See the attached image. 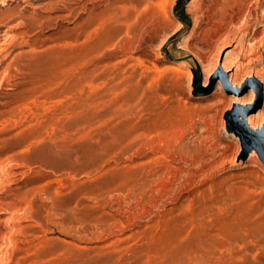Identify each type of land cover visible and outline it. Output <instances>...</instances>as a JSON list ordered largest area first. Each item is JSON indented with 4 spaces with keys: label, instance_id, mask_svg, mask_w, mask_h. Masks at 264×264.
<instances>
[{
    "label": "rangeland",
    "instance_id": "obj_1",
    "mask_svg": "<svg viewBox=\"0 0 264 264\" xmlns=\"http://www.w3.org/2000/svg\"><path fill=\"white\" fill-rule=\"evenodd\" d=\"M160 1L0 0V264H264V0Z\"/></svg>",
    "mask_w": 264,
    "mask_h": 264
},
{
    "label": "bare ground",
    "instance_id": "obj_2",
    "mask_svg": "<svg viewBox=\"0 0 264 264\" xmlns=\"http://www.w3.org/2000/svg\"><path fill=\"white\" fill-rule=\"evenodd\" d=\"M160 1V0H159ZM158 3V2H157ZM166 4H168V1L167 0H161L160 1V4H159V6L162 8V9H164L165 8V6H166ZM158 5V4H157ZM158 6V7H159ZM207 6V5H206ZM213 6V5H212ZM212 8V7H211ZM126 12V11H125ZM116 17V16H115ZM117 19V18H116ZM119 19V18H118ZM125 21H127L128 19H129V16H127V17H125ZM124 20V19H123ZM118 21H120V19L118 20ZM189 49V48H188ZM199 57V56H198ZM228 58V57H227ZM223 69H224V71L226 72V74H228L229 75V80L231 81V82H233V85H234V87H240L239 85L243 82V80H241L240 82L236 79V78H234V76L233 75H231L230 74V70H228L227 69V65L225 64V62H224V64H223ZM237 71V70H236ZM225 72L224 73H222V75H223V77H224V80H225V77H226V74H225ZM239 72V71H238ZM208 75V74H207ZM258 78V77H257ZM206 79V78H205ZM208 79H209V77H208ZM207 79V81H206V83L209 81ZM205 83V84H206ZM251 84H254V82H250ZM220 86V85H219ZM235 93H238V91L236 90L235 91ZM250 99L248 100V101H245L244 99H239L238 97L237 98H235L234 99V101H233V103L235 104V108H234V113H236V112H240L243 108H241V107H244V106H250V105H252L254 102H255V99H256V90H255V87H254V91L252 90L251 91V93H250ZM248 104V105H247ZM254 105V104H253ZM208 119V118H207ZM238 121H244V122H246V124H248L249 126H250V128L252 129V131L253 132H258V131H260V130H262L263 128H264V120H259V119H257L256 117H255V115H248V116H246L244 113H240L239 115H238ZM204 123V122H203ZM194 124V123H193ZM191 126V125H190ZM196 126V125H195ZM192 127V126H191ZM211 128V127H210ZM210 130V129H209ZM186 142V141H185ZM197 142V141H196ZM182 144H180L179 146H181ZM187 146V145H186ZM182 147V146H181ZM180 147V148H181ZM199 147V146H198ZM208 148V147H207ZM187 149H189V148H187ZM169 150V149H168ZM183 150V149H182ZM180 151H181V149H180ZM196 152V151H195ZM199 152V151H198ZM177 153V152H176ZM197 153V152H196ZM253 154H255L256 153V151H253L252 152ZM192 156V155H191ZM253 157L256 159L257 158V155H253ZM160 175H159V179H160ZM162 178V177H161ZM163 179V178H162ZM162 179H160V181H162ZM145 180V179H144ZM160 181H159V183H160ZM153 190V189H152ZM160 191H162V190H160ZM229 262V261H228Z\"/></svg>",
    "mask_w": 264,
    "mask_h": 264
},
{
    "label": "water",
    "instance_id": "obj_3",
    "mask_svg": "<svg viewBox=\"0 0 264 264\" xmlns=\"http://www.w3.org/2000/svg\"><path fill=\"white\" fill-rule=\"evenodd\" d=\"M224 73L223 69H220L216 75V79L220 78V74ZM226 74V73H225ZM250 82H254V86H255V90L258 92L259 98H260V104L262 101V95H263V84L257 80H251L248 82V86H250L252 88V84ZM222 83L224 84V86H226L227 89H229L231 92L235 93V90L237 88H233L231 86V84L229 83V75L226 74L225 80L222 81ZM246 89V87L244 88V90ZM243 90L238 89V94H242ZM245 109L243 108L240 112L244 113L246 116H248L250 114V112H246L244 111ZM257 109H255L256 111ZM254 111V112H255ZM240 112H236L234 113V111L232 113L229 114L230 116V121H234L236 119V115L238 116L240 114ZM249 129L246 126V132L244 134H242L244 141H245V149L246 152L248 153L249 151L253 150L254 148L258 149V151L260 152L263 160H264V132H253L252 131V135H249ZM251 136V137H249Z\"/></svg>",
    "mask_w": 264,
    "mask_h": 264
},
{
    "label": "trees",
    "instance_id": "obj_4",
    "mask_svg": "<svg viewBox=\"0 0 264 264\" xmlns=\"http://www.w3.org/2000/svg\"><path fill=\"white\" fill-rule=\"evenodd\" d=\"M182 0H179V2H181Z\"/></svg>",
    "mask_w": 264,
    "mask_h": 264
}]
</instances>
